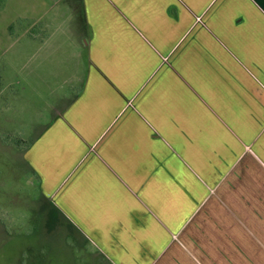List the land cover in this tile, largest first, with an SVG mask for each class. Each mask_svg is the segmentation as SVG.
I'll return each instance as SVG.
<instances>
[{
	"label": "crops",
	"instance_id": "crops-1",
	"mask_svg": "<svg viewBox=\"0 0 264 264\" xmlns=\"http://www.w3.org/2000/svg\"><path fill=\"white\" fill-rule=\"evenodd\" d=\"M22 20L81 71L21 160L104 262L264 264V128L221 115L264 97V0H53ZM206 124L250 140L222 158Z\"/></svg>",
	"mask_w": 264,
	"mask_h": 264
},
{
	"label": "rangeland",
	"instance_id": "rangeland-1",
	"mask_svg": "<svg viewBox=\"0 0 264 264\" xmlns=\"http://www.w3.org/2000/svg\"><path fill=\"white\" fill-rule=\"evenodd\" d=\"M52 3L0 0V264H107L84 234L42 197L36 178L21 160L22 150L9 144L11 139L22 145L34 139L51 121L55 109L67 103L74 91L71 79L81 71L77 62L70 69L68 59L53 48L43 50L28 36L34 27L22 17L44 15ZM253 103L250 107H222L221 115L232 117L228 125L238 131L255 135L264 128V121L259 122L264 120V97L258 101L254 97ZM213 129L206 124V133ZM249 138L238 139L234 147L221 129L214 145L208 139L205 143L224 158L229 151L239 152ZM261 145L264 148V142ZM209 156L206 154V161ZM206 180L209 187L212 179Z\"/></svg>",
	"mask_w": 264,
	"mask_h": 264
},
{
	"label": "trees",
	"instance_id": "trees-1",
	"mask_svg": "<svg viewBox=\"0 0 264 264\" xmlns=\"http://www.w3.org/2000/svg\"><path fill=\"white\" fill-rule=\"evenodd\" d=\"M10 31H12L11 27H10ZM9 144L15 146L16 148H18L20 150H25V149H27L30 146V143L22 145L21 141L18 140V139H11L9 141Z\"/></svg>",
	"mask_w": 264,
	"mask_h": 264
}]
</instances>
